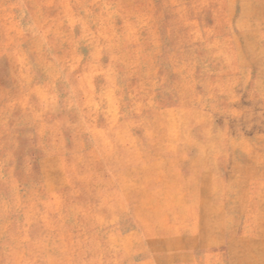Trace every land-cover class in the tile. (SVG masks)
<instances>
[{
  "label": "rangeland",
  "instance_id": "rangeland-1",
  "mask_svg": "<svg viewBox=\"0 0 264 264\" xmlns=\"http://www.w3.org/2000/svg\"><path fill=\"white\" fill-rule=\"evenodd\" d=\"M0 264H264V0H0Z\"/></svg>",
  "mask_w": 264,
  "mask_h": 264
},
{
  "label": "bare ground",
  "instance_id": "bare-ground-1",
  "mask_svg": "<svg viewBox=\"0 0 264 264\" xmlns=\"http://www.w3.org/2000/svg\"><path fill=\"white\" fill-rule=\"evenodd\" d=\"M208 77V76H207ZM207 79V78H206ZM218 82V81H217ZM215 92V91H214ZM219 93V92H218ZM214 95V94H213ZM235 98V97H234ZM256 103V102H255ZM255 106V105H254ZM206 107V106H205ZM235 109V108H234Z\"/></svg>",
  "mask_w": 264,
  "mask_h": 264
}]
</instances>
